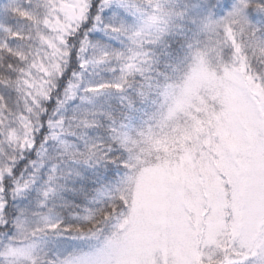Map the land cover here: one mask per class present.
Segmentation results:
<instances>
[{
    "label": "snow or ice",
    "instance_id": "1",
    "mask_svg": "<svg viewBox=\"0 0 264 264\" xmlns=\"http://www.w3.org/2000/svg\"><path fill=\"white\" fill-rule=\"evenodd\" d=\"M0 264H264V0H0Z\"/></svg>",
    "mask_w": 264,
    "mask_h": 264
}]
</instances>
